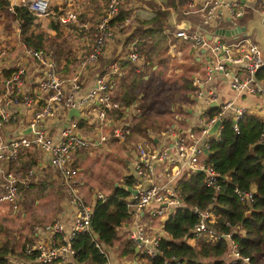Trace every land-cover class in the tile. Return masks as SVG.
<instances>
[{"label":"built area","instance_id":"built-area-1","mask_svg":"<svg viewBox=\"0 0 264 264\" xmlns=\"http://www.w3.org/2000/svg\"><path fill=\"white\" fill-rule=\"evenodd\" d=\"M44 2L45 0H17L10 4L9 9L15 19L14 23H16V28L13 25L12 34L18 41H22V35L20 22L15 18V5L27 6L38 16L46 10ZM125 2L126 0H108L101 19L94 26L96 30L90 48L77 57V64L71 71L61 69L57 52L50 50L49 47L30 46L22 41L20 53L25 58H20L16 56L17 50L10 52L12 45L10 48L6 45L0 46V77L2 76V63L10 62L13 64L7 67H14L13 73L0 88V127L6 124H15L16 119L11 110L13 105L16 106L22 102L33 105L36 100L37 102L39 100L38 107L33 110L24 125L30 127L31 131L0 141V165L5 162H17L23 151L37 148L47 156L48 163L55 170L57 177L60 176L64 184H69L74 178V161L78 151L88 148L90 145H102L111 137L124 141L128 135L132 134L131 127H134L137 117L135 115H140V112H132L128 116L127 112L134 104L132 106L121 104L116 99L109 83L112 72L119 70L118 60L113 61L104 72L96 71L93 87L87 93L79 94L86 78V71L90 67L97 66L104 54L106 41L112 34L110 21L118 15L120 7ZM202 2L200 4L197 0H188V6L183 9L186 14L200 13L202 16L201 26L193 30L182 28L176 31V35L191 42L197 48H204L211 52L206 71L207 80L212 79L217 73H222L238 94L259 95L264 93V81L262 77H258L259 72L264 69V45L246 40L239 34L238 38L226 42L223 36L218 34L219 28H215L214 33L203 29V25L217 23L218 18L221 17L222 9H226L233 18H239L244 15V7L239 4V1L204 0ZM54 14L62 24L69 25L79 20V12L76 9L62 8L55 11ZM261 23L264 31V6ZM120 25L123 26V23ZM208 33L211 34V38L208 37ZM127 57L130 62L136 63L138 72H143L149 64V59L143 55L138 40H134L132 43ZM28 58L37 62L43 69L42 73L38 75L39 77L35 79L41 92L40 99L37 96L33 97L32 93L24 90L23 87L24 81L28 78ZM207 80L196 77L193 84L200 97L215 96L209 105L210 107L215 105L219 109L213 116L205 113L200 118V125L198 124L199 128L196 133L198 136L192 130L183 131L182 134L166 130L163 133L168 134L170 139L165 141L162 147L157 146L156 143L152 144V141L145 137L143 141L135 144L132 153L134 157L133 170L129 175L134 178V184L131 187L138 189V192L131 193L126 203L133 215L131 223H126L127 226H130L128 236L136 245L140 255L156 256L162 252L159 243L165 234L162 229H152L153 222L149 221L148 215L154 214L163 217L161 225L164 227L167 219L179 208H187L199 217L193 227L195 234L210 237L223 236L230 239V256L224 264L238 262L247 264L250 262V256L244 255L238 249L232 232L220 233L211 225L215 218L213 208L211 206L202 208L199 205L188 203L178 189V179L181 176L192 175L199 172L200 169L205 173V181L208 185H214L217 189H221L220 172L211 163L204 161L207 154L206 149L209 150L212 139L220 137L221 125L217 133L210 134L208 132L219 118L231 117L236 130H239V121L246 113H254L264 118V104H258L251 110L247 105L235 107L230 100L218 103L217 95L213 91L206 93L201 88V84H205ZM90 101L98 105V108L96 105L97 131L94 133L83 130L81 125L82 110L89 107ZM71 108H78L80 115L68 119V111ZM230 109H232L231 114ZM56 118H65L68 122L62 127H58V133H53V120ZM87 127L90 128L88 125ZM263 137L264 133H262L260 141H263ZM168 148L170 151H167ZM159 167L165 176L162 181L158 180ZM0 171L5 176L0 202L10 203L15 211H19L24 194L20 190L17 173L10 167L7 170L0 168ZM30 172L34 171L31 169ZM234 190L239 201L243 203L249 204L255 200V186L250 189H242L237 186ZM68 191L76 205L72 221L68 224L60 218H54L43 226H36V230H41L42 236L49 237L50 241L44 238L26 240L22 245L21 254L16 252L18 254L10 256L13 263L54 264L57 261H72L75 264H83L74 260L76 252L74 240L79 233L93 232V205L86 204L75 188L70 187ZM107 195L108 193H99L96 194V197L106 198ZM96 246L107 256V264H116L111 259L107 248L100 241L96 240ZM165 264H182V260L173 254L166 259Z\"/></svg>","mask_w":264,"mask_h":264},{"label":"trees","instance_id":"trees-1","mask_svg":"<svg viewBox=\"0 0 264 264\" xmlns=\"http://www.w3.org/2000/svg\"><path fill=\"white\" fill-rule=\"evenodd\" d=\"M149 4L154 6L155 15L150 19L141 21L139 33L142 39L139 40V43L145 58L154 59L165 48L164 30L168 7L185 8L188 6V0H162L161 5L149 1ZM0 5L7 9L8 1L0 0ZM123 5L120 7L118 15L111 19L110 28L112 23H115L114 19L123 16ZM14 9L15 18L20 22L22 40L27 45L46 47L60 44L59 38L63 37V32L59 19L52 22V27L57 30V35L53 36L42 29L41 24L36 21L37 15L30 11L27 6L16 4ZM95 24L93 27L90 26L92 37H94L96 30ZM133 67L135 69L136 66L133 65ZM263 70L259 72L258 77L263 76ZM13 71L14 67L3 68L0 88L3 87L5 80L9 79ZM142 76L140 74L134 75L132 82H128L129 80L124 76L120 78L117 84L118 91L120 87V97L117 98L119 102L123 105H130L131 100L140 97V93L136 92V86H138L136 84L143 79ZM192 79V76L183 75L182 88L188 91L193 90L195 86L192 84ZM142 92L150 95L149 99L142 102L145 113L150 110L152 101L157 98V93L151 95V92H147L146 89ZM164 107L171 109L169 104H165ZM218 109L217 107L212 108L208 115L213 116ZM144 118L147 119L145 116L140 117V119ZM82 123H84V119H82ZM136 126L135 129L149 134L150 128L145 120L138 121ZM192 131H198V127H193ZM262 133H264V118L257 114H244L239 121V130L233 127L231 117L223 118L220 137L212 139L209 147L210 152L205 155L204 160L211 163L220 172L221 189H217L214 185H208L205 181L204 172H197L189 176L183 175L178 179V189L188 203L199 205L202 208L210 206L213 208L215 218L211 225L220 233L232 232L238 249L244 255L250 256V262L247 264H264V139L260 141ZM81 153L88 154L89 149L83 148L77 152L75 159L77 163H79L78 158L81 157ZM75 161L74 166H76ZM35 162L36 160L33 158L26 159L22 161V165L27 170ZM46 180L50 181L49 178ZM46 180L42 181L40 185H44ZM133 180L134 178L128 175L125 179L126 186L120 182L118 185L112 182L106 198H95L92 214L93 232L79 233L76 236L74 260L76 259L77 262L83 264H107V256L96 246V240H98L106 248H118L121 245L120 255L135 259L139 257L138 262L140 264H142L140 260H145V264H165L166 259L173 254L181 258L182 264L225 263L226 258L230 256V239L223 236L210 237L195 234L193 227L199 217L187 208H179L167 219L164 226L166 236L159 243L162 252L156 256L140 255L136 251V245L133 241L123 234L125 224L132 218V213L127 208L126 203L131 194L128 187L133 185ZM18 183L20 186V180ZM237 186L242 189H250L255 186V200L249 204L239 201L234 190ZM39 190L41 189L39 188ZM15 249L13 238L2 235L0 239V264H16L12 262L9 256L12 252L16 253ZM64 264H75V262Z\"/></svg>","mask_w":264,"mask_h":264},{"label":"crops","instance_id":"crops-1","mask_svg":"<svg viewBox=\"0 0 264 264\" xmlns=\"http://www.w3.org/2000/svg\"><path fill=\"white\" fill-rule=\"evenodd\" d=\"M8 5H6V8L1 7L0 9V46L6 45L7 47H11L10 52L16 51L18 54L16 56L20 58H25L22 53H20L21 45H23L22 41H18V39L12 34L13 30H8L11 28V26H15L16 23H14L15 19L12 15V12L9 9L10 4L14 3L17 0H7ZM149 1H152L153 3L162 4V0H128L122 7L123 16L114 19L115 23H112V34L109 36V38L106 41V47L104 54L101 56L97 66L90 67L86 71V78L82 83V87L79 91V94H85L87 93L92 87L96 79L95 72L101 70V72H104L106 68L115 60H118L119 70L112 72V74L109 77V83L110 87L114 91V94L117 98L120 97V87L119 91L117 90V84L119 83V80L122 76L126 77L128 79V82L133 81L134 75H143L142 80H140L136 85V91L140 92V97L133 99L130 101H142L143 95H147V93L142 92V90H145L147 88H150L151 85L153 86L154 90H160V88H164L165 83L167 82V77L163 76L162 72L156 75L155 71H157L161 66V61H163L160 58V54H157L155 58H148L149 64L144 68L143 72H138L136 70V67L134 69L133 65L136 63H132L128 60L127 55L129 54L131 50V45L134 42V40H141V35L139 33L141 21L150 19L155 15V8L152 4H149ZM200 4L203 3L204 0H197ZM228 1H239V4L244 7V15L239 18H233L230 16L229 12L226 9H222L221 17L218 18L217 23L211 24V25H203V29L207 32L214 33L215 28H234L237 25L246 27L244 30H242V37L246 38V40L257 42L262 45H264V31L262 28L261 23V16H262V9L264 6L263 0H228ZM107 0H45L44 6L45 11L42 13V15H38L36 21L41 24L42 29H44L47 33L50 35H57V30L52 27L53 20H57L56 14H54L55 11L60 9H76L79 10V20L77 22L71 23V24H62L59 22L63 37L59 38L60 44L54 45V46H46L49 47L50 50L56 51L59 57V64L61 66V69L71 71L75 68L77 64V57L90 48V45L93 42V37L91 36V28L93 27V24L96 23V21L90 17H99L100 12L102 11V7L106 5ZM83 4H90L91 7H89L90 10H92L90 13L87 11L81 12V7ZM88 6V5H87ZM86 6V7H87ZM168 13L166 16V26H165V48L163 49L164 53L171 54L172 57L169 61H172L171 63L168 62V66H170V71L174 70L176 72L183 70V74L180 76V81L178 83V88L183 89L182 84V76L185 75V71L190 70L196 77H200L201 79L207 80V67L209 60L211 58V52L209 50H206L204 48H197L194 45H192L191 42L185 40L184 38L176 35V31L180 30L182 28H189L191 30L199 28L202 23V16L200 13L191 12V13H184L182 8L178 7H168ZM102 13V12H101ZM120 19V20H118ZM239 20H242V22H238ZM11 23V25L9 24ZM120 23H123V26L120 25ZM222 23H225L223 26H221ZM10 26V27H9ZM10 31V32H9ZM206 32V33H207ZM208 33V37H212L211 34ZM219 34V33H218ZM222 36L223 35L220 34ZM234 35L233 39L238 38ZM231 38V37H230ZM18 44V45H17ZM17 45V46H16ZM16 46V48H15ZM61 49V51H59ZM143 55H145L143 53ZM166 58V57H165ZM31 58H28L29 65H28V78L24 81V90L30 91L33 95V97H38L40 99L41 92L39 90L38 84L35 81L38 75L42 73V66L39 65L37 62L32 60ZM173 61H177V65H173ZM13 63L10 62H4L2 63V70L4 67L10 66ZM190 64V65H186ZM136 66V65H135ZM158 71H161L158 70ZM154 73V74H153ZM263 76L262 80L264 81V70L262 71ZM120 84H122L120 82ZM119 84V85H120ZM201 88H203L206 93H209L210 91H213L215 95H217V102L219 101L221 103H225L226 101H232L233 105L237 107L238 105H247L252 110L253 107H255L258 104H264V93L259 95H250L247 93L238 94L229 84L228 79L221 73H217L212 79H208L205 84H201ZM195 91V90H194ZM152 93V92H151ZM159 91L157 92L158 96ZM154 94V93H152ZM187 94H190L188 92ZM215 96H209L206 98L203 97H195V102L191 100H188L187 97H185L187 103H191V107L188 108L187 117L185 119V123H189V128L192 130L193 127H198V124L200 125V118L203 117L205 113L208 114V112L211 111L212 108L210 107V103L212 102V98ZM141 101V102H142ZM169 100H164L163 102H168ZM192 101V102H191ZM155 103V101H152V105ZM174 103L172 102V107H174ZM39 100H37L33 103V105H27V103L22 102L18 105H13L11 107V110L13 111V117H15L16 122L15 124H6L0 127V141L2 140H8L12 136L21 134L22 129L25 128L24 125H26L27 121L29 120L33 110L38 107ZM89 107L87 109L82 110V117L84 119V123H82V129L87 131H92L91 133H94V131H97L96 128V121H97V109H96V103L93 101H90ZM171 105V101L168 103ZM153 107H157V104H154ZM98 108V105H97ZM158 108V107H157ZM174 108H171L173 110ZM150 110L151 109L150 106ZM190 112V113H189ZM230 114L232 113V109L229 110ZM183 117V116H182ZM85 120H88L87 122ZM68 122L67 119L62 118H56L53 120V133H58V127H62ZM185 123H183L184 127L180 128L179 130H184V128L187 126ZM87 125L90 127L88 128ZM184 130V131H189ZM151 134V133H150ZM158 136H155V139ZM168 134H162L157 140L156 145L162 146L165 141L169 140ZM128 154H130L129 159H127L128 163H130V167L133 170V161L134 157L133 154L130 152V148L127 149ZM130 152V153H129ZM34 159L36 160V163L40 165V168L36 166L34 169V173H43L45 170H49L52 173V179L55 180L56 185H53V188L50 187L52 183L51 179H49V190L52 188L54 190H58L59 188L57 186V182L62 183V179L60 176L57 177L55 170L53 167L48 163L47 156L41 153L38 149H30L23 151V154L21 158L17 162H11L10 166L15 171L16 165L19 166L18 163L20 161V166L22 165V161L26 159ZM4 164V163H3ZM23 167V165L21 166ZM43 167V168H42ZM42 169L44 171L42 172ZM132 172V171H131ZM130 172V173H131ZM43 176V175H42ZM165 179V176L163 173H161V167L158 168V180L162 181ZM3 182V181H2ZM119 184V183H118ZM2 183L0 184V186ZM3 185L1 186V191ZM58 192V191H57ZM48 193H45V191H36L35 193H31V199L30 200H47ZM47 195V196H45ZM96 194L94 195V201H95ZM56 205H57V217L63 220L66 223H70L73 219V216L76 212V205L73 202H70L68 199H63L60 196L56 197ZM94 204V202H93ZM60 207V208H59ZM43 224V223H42ZM152 229H155L153 227ZM33 233L30 234L32 236L33 240L37 239H46L47 241H50L49 237L42 236L41 230H36V226L33 229ZM126 231V230H125ZM127 232V231H126ZM29 235V234H28ZM2 234H0L1 239ZM28 238V237H27ZM17 247V246H15ZM16 252H18L17 248L15 249ZM17 254V253H14ZM123 264H127V257L125 256L123 258ZM131 264H134V261H132ZM138 264H140L138 262Z\"/></svg>","mask_w":264,"mask_h":264},{"label":"rangeland","instance_id":"rangeland-1","mask_svg":"<svg viewBox=\"0 0 264 264\" xmlns=\"http://www.w3.org/2000/svg\"><path fill=\"white\" fill-rule=\"evenodd\" d=\"M91 6H92L91 3L90 4L82 3L81 12L87 11L90 13L92 10H90L89 7ZM104 7H102V10L104 9ZM183 9L184 8H182V10ZM90 18L94 19L96 22L99 19V17H90ZM238 22H242V20H239ZM9 24L11 25V23ZM224 24L225 23H222L221 26H223ZM8 30H14V27L11 26V28H9ZM241 33L242 31L240 32V34ZM233 36L234 34L227 37L223 36V38L226 42H231L234 40ZM171 57H172L171 54L164 53L162 51L160 54V58L163 61H161L162 64L158 69V70L161 69V71L158 70L155 71L156 75H158L163 71L162 75L167 77V82L165 83L164 88L163 89L160 88V90H154L153 86L151 85L150 88L146 89L147 92H152V93H157L159 91L158 96L154 103L157 104L158 108L153 107L154 104L153 105L151 104V109H153V111L147 110L144 113V109L142 108V102H143L142 98H141L142 102L139 101L138 103V101H134L130 105H127V106H132L134 104V106L131 107V109L127 112L128 116H130L132 112L133 113L140 112V115L137 114L135 115L137 117L134 127H131V131H133L132 134L128 135V137L124 141H119V139L111 137L108 141H106L102 145H90V147H88L89 153L88 154L81 153V157L78 158L79 163L75 161L76 166H74L75 168L74 178L69 182V184H64L63 182L62 183L57 182L56 187H58L59 189L54 190L52 188L53 185H56V182L55 180L52 179L51 171L49 170L44 171V169H42V172L44 171V174L38 172L32 173L30 172L31 169L34 170L40 168V165H38L36 162L33 166L29 167L27 170L25 169L24 166L23 167H21L22 165L20 166V161L16 163L19 165V166L16 165V169H17L16 173L18 177V182L20 180L19 187L22 194H24V198L21 201V208L19 211H15L10 203L0 202V234L5 236L6 235L11 236L13 238V241L15 242V246H17L16 248L18 250V253L22 251V245L25 243L26 240H33L30 239L32 238L30 234L34 232L33 229L35 226H43L51 222L54 218L59 217V216L57 217V212H56L57 210L56 197L60 196L61 198L63 199L66 198L70 202L74 203L73 197L68 191V189L71 187L79 191L82 200L86 204L93 205L94 195L99 193H109L112 182L115 183L120 182L123 183L122 184L123 186H126L125 179L132 171V168L130 167V163H128L127 161V159H129L130 157V154H128L127 149L130 148V152L132 151L131 153H133L135 144H138L139 142L143 141L144 137L146 139H150L152 141V144H155L156 140L166 130H171L176 134H182L184 130L189 129L187 128L189 126V123L187 122L185 123V119L188 116L187 110L189 107H191V103L188 104L185 97H187L188 100H191L192 98H195L197 96L199 97V93L196 87L191 91L178 88L177 82L180 81V76L183 74L185 68L178 72H176L174 68L173 70L170 71L169 68L170 66H168V62L169 63L172 62L169 61ZM178 63H180V61L179 62L173 61V65H177ZM186 65H190V64H186ZM185 74L192 76L193 78L192 84H193V80L196 78V76L190 70L185 71ZM136 92L140 93V91H136ZM188 92H190V94H187ZM149 96H150L149 94L143 95V99L147 100L149 99ZM164 100L171 101L170 107L174 109L173 110L166 109L164 107V105L166 104V102H163ZM169 101L167 102V104L169 103ZM192 101L195 102L194 99H192ZM172 102H175L174 107H172ZM141 116H145L147 119L145 118L140 119ZM144 120L145 123L149 125L150 128L149 134L142 133L140 130L135 129L136 123L138 121L142 122ZM183 123H185L187 126L184 128V130H179L180 128L184 127ZM196 133L197 131H195V134ZM156 135L158 137L155 139ZM196 136L198 135L196 134ZM167 151H170V149L168 148ZM10 164L11 163L5 162L4 164L0 165V168L3 170H7L9 167H12V165L10 166ZM36 166H38L39 168H36ZM49 175L50 177H48ZM4 177L5 176L3 172L0 171V184L2 183V185L4 182ZM48 178L51 179L52 181V183H50L51 186L48 184L49 182L46 180ZM44 180H46V183L44 185H40V183ZM22 183H23V187H22ZM132 184H134V180ZM1 186H0V194H1ZM47 186H50L52 188L49 190V187ZM39 188L41 189L40 191H45V193H48L47 194L48 196L45 195L47 196V200L44 201L30 200L31 193L32 192L35 193L36 191L39 190ZM162 218L163 217H161L160 215H154V214L148 215L149 221L153 222L151 225H153V227H155L156 229H162L166 236V232L164 231L165 228L162 227L161 225ZM132 219H133V215L132 218L129 219V222L127 223H131ZM129 229L130 226H127L125 224V230L127 232L123 230V234L127 235L128 238H129L128 236ZM121 249H122L121 245L118 248L117 247L107 248L111 259H113V261L116 264L124 263L123 262L124 257L120 255ZM137 250L138 249L136 248V251ZM9 256H15V254L12 252L9 254ZM126 257H127V264H131L132 261H137V262L139 261L138 260L139 257L136 259L130 256H126ZM226 259H229V257H227ZM69 262L57 261L54 264H64ZM140 262L142 264H145V260H140Z\"/></svg>","mask_w":264,"mask_h":264},{"label":"water","instance_id":"water-1","mask_svg":"<svg viewBox=\"0 0 264 264\" xmlns=\"http://www.w3.org/2000/svg\"><path fill=\"white\" fill-rule=\"evenodd\" d=\"M246 27L237 25L234 28H219L218 33L231 36V35H242L243 33L240 34L242 30H244ZM80 115V110L78 108H71L68 111V119H71L73 116H79ZM223 119L219 118L208 130L210 134H215L219 130L220 125L222 124ZM31 131L30 127H25L22 129L21 134L29 133ZM206 152L209 153L210 150L206 149ZM199 172H202V169L199 170ZM118 185V183H116ZM130 189L131 193L135 194L138 192L136 188H133L131 186L128 187ZM134 264H138L137 261H134Z\"/></svg>","mask_w":264,"mask_h":264},{"label":"clouds","instance_id":"clouds-1","mask_svg":"<svg viewBox=\"0 0 264 264\" xmlns=\"http://www.w3.org/2000/svg\"><path fill=\"white\" fill-rule=\"evenodd\" d=\"M127 1H128V0H126V2H127ZM126 2H125V3H126ZM107 3H108V2H107ZM125 3H124V4H125ZM105 7H106V6H105ZM105 7H104V9H105ZM104 9L102 10V13H103ZM102 13H101L100 16H99V20L101 19V15H102Z\"/></svg>","mask_w":264,"mask_h":264}]
</instances>
